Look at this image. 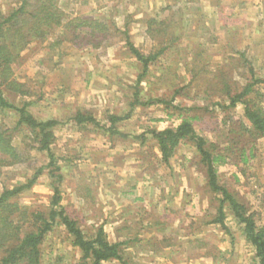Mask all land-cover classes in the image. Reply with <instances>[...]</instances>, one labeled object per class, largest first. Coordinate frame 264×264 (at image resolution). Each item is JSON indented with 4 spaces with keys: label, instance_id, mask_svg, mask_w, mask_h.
<instances>
[{
    "label": "rangeland",
    "instance_id": "rangeland-1",
    "mask_svg": "<svg viewBox=\"0 0 264 264\" xmlns=\"http://www.w3.org/2000/svg\"><path fill=\"white\" fill-rule=\"evenodd\" d=\"M64 2L65 11L75 14L101 15L112 7L109 0ZM164 6V0H122L117 6L120 12L133 15L129 26L133 42L146 52L152 44L135 20L157 13ZM187 6L193 7L187 11L197 19L203 17L212 31L208 40L213 39L204 52L210 57L193 73L180 68L165 77L166 68L160 63L151 72L154 78L142 84L140 93L143 102L174 100L173 105L153 102L132 110L139 70L133 65L134 59L124 54L123 44L94 53L64 49L53 54L46 43H37L22 53L15 66L19 81L31 78L32 92L43 93V98H36L38 101L29 108L38 118L65 120L84 109L104 124L110 112L128 115L119 124L122 135L117 137H109L93 125L88 131L72 124L55 130L54 153L64 176L61 193L68 212L85 229L107 222L105 230L110 240H116L114 228L123 222H130L132 227L121 232L118 239L135 238L138 232L135 243L123 246L124 262L107 264H257L253 248L228 209L226 228L211 224L219 216V197L208 185L195 143L182 144L165 163L151 131L176 127L181 113L197 117L195 130L209 147L215 146L228 159L218 168L219 184L245 205L258 226H264V137L254 135L243 105L231 111L225 109L229 105L228 92H242L251 82L250 72L264 78V0H197L188 1ZM197 52L194 50L192 56ZM180 56L186 62L190 59L187 51ZM175 88L182 91L173 99ZM248 98L264 109V85L257 86ZM13 115L8 113L3 120L10 130L16 122ZM21 139L18 135L17 143ZM24 143L20 144L23 149ZM31 155L28 166L1 173L0 191L4 185L12 188L25 182L47 165L45 154L31 151ZM52 183V178L43 175L33 189L14 201L30 210L47 206ZM86 183L97 196L93 211L87 210L77 195L76 188ZM107 218L109 221H105ZM166 218L168 227L162 233L158 223ZM65 239L63 228L48 237L43 264L78 262Z\"/></svg>",
    "mask_w": 264,
    "mask_h": 264
},
{
    "label": "trees",
    "instance_id": "trees-1",
    "mask_svg": "<svg viewBox=\"0 0 264 264\" xmlns=\"http://www.w3.org/2000/svg\"><path fill=\"white\" fill-rule=\"evenodd\" d=\"M121 1L109 0L112 6L108 9L110 11L93 15L67 13L63 6L64 0H0V175L4 170L12 171L17 167L28 166L33 158L31 151L45 154L48 159L47 165L40 167L25 182L12 188L4 185L0 191V264H43L44 244L58 228H63L65 240L71 245V252L74 251L78 259L76 264L124 262L123 246L136 242L138 232L135 238H126L125 241L118 239L121 232L130 230V222H123L122 226L114 228L116 240H110L105 230L107 222L95 223L85 229L77 218L68 212L61 193L64 176L59 158L54 153L56 129L72 124L75 128L88 131L93 125L94 129L104 131L109 137H117L122 135L118 126L128 115L121 117L110 112L104 124L84 109L76 111L65 120L55 117L38 118L29 108L43 98V93L36 90L32 92L30 81L33 79L19 81L15 76V66L20 63L22 53L33 44L46 43V49L53 54L64 49L88 50L94 53L111 45L123 44L124 54L134 59L133 65L139 70L136 89L134 88L136 92L132 95L135 100L130 104L132 110L138 105L149 106L153 102L165 106L173 105L174 100L141 101L142 84L149 83L150 79L154 78L151 72L155 66L158 69V66L164 64L165 77L166 73H177L180 68L193 73L207 62L210 56L204 52L213 39L211 37L210 41L208 40V36L213 35L212 31L203 17L201 20L197 19L187 11L188 8L194 9L188 7L187 2L197 3V0H164L165 6L161 11L146 14L143 19L135 20L142 28L145 38L152 44L147 52L133 42L129 28L130 23H133L130 20L133 15L119 11L117 6ZM187 14H190L189 18ZM187 21L189 24L185 25ZM120 22L123 24L120 25ZM194 50L198 52L192 56ZM184 51H187L190 57L187 62L180 56ZM52 57H49L50 60ZM40 63L45 65L46 62ZM250 80V84H247L242 92L236 95L228 92L229 105L225 109L231 111L238 105H243L244 117L253 127L254 135L264 137V109L248 98L257 86L264 85V78H257L252 71ZM175 81L178 80L174 79ZM181 91L182 89L175 88L172 98L181 95ZM8 113H13L16 117L13 130L3 121ZM197 119L181 113L180 122L176 127L151 131L162 160L169 163L182 144L195 143L201 163L206 168L208 185L219 197V216L211 224L226 228L225 210L228 209L241 227L246 242L253 248L257 264H264V226H258L254 215L249 214L245 205L219 184L218 168L226 164L228 159L218 153L215 146L209 147L208 141L195 130L194 122ZM18 135L22 137L20 142H25L26 148H21V143H17ZM141 139L143 140L144 136H141ZM248 161V158L244 159L245 163ZM45 173L53 179L49 204L31 210L17 204L14 200L33 189ZM76 191L85 208L93 211L98 200L91 185L86 183L83 188H76ZM168 221L166 218L159 222L158 231H166Z\"/></svg>",
    "mask_w": 264,
    "mask_h": 264
}]
</instances>
